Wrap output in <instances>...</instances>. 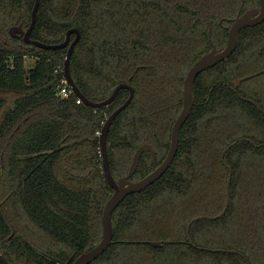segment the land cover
<instances>
[{"label":"trees","instance_id":"16d2710c","mask_svg":"<svg viewBox=\"0 0 264 264\" xmlns=\"http://www.w3.org/2000/svg\"><path fill=\"white\" fill-rule=\"evenodd\" d=\"M241 2L41 0L31 36L56 44L69 29L80 30L71 73L89 99L105 100L122 82L135 89L108 134L115 178L128 172L144 142L156 148L157 164L164 160L183 106L185 76L212 49L211 41L226 45ZM34 3L0 0V177L3 161L7 179L16 181L9 184L13 192L19 182L16 203L52 242L38 249L24 235L13 234L0 191V264H71L102 236L103 207L114 189L103 173L96 131L130 91L122 88L99 108L77 103L74 93L60 97L65 74L55 68L64 67L69 47L45 49L10 34L14 25H30ZM259 4L245 0L243 10ZM262 70L264 22L244 28L234 53L198 75L195 105L180 131L173 163L117 206L114 242L90 264H246L238 254L201 250L187 241L193 217L217 215L224 208L229 167L227 212L193 223L191 239L197 246L237 249L250 264H264V114L228 86L240 83L238 93L264 108V74L246 79ZM235 140L223 161V150ZM154 168L146 153L131 179ZM151 240L164 244L152 246Z\"/></svg>","mask_w":264,"mask_h":264},{"label":"water","instance_id":"95a60500","mask_svg":"<svg viewBox=\"0 0 264 264\" xmlns=\"http://www.w3.org/2000/svg\"><path fill=\"white\" fill-rule=\"evenodd\" d=\"M41 0H35L33 9H32V17H31V23L27 28H24L22 25H14L10 28V34L13 37H23L25 42L28 44H33L37 47L45 48V49H59L64 47H69L67 56L64 62V74L67 78L69 84L71 85L74 94L79 97L84 104L93 107V108H99L105 105H109L112 103L117 96L118 92L122 88H128L130 93L127 98V100L120 105L110 116H108L107 120L104 122L101 133L99 135V144H100V150H101V157H102V167H103V173L105 174V177L110 184V186L114 189L113 193L110 195V197L106 200L104 207H103V213H102V236L100 240L94 242L90 246H88L81 254H79L76 259L71 264H90L94 260H96L99 256H101L108 248L109 246L114 242V235H115V225L113 221V214L114 210L117 208V206L124 200V198L134 192H140L144 189H146L149 185L154 183L156 180H158L162 175L165 174V172L168 170V168L173 163L177 152L179 148V142H180V131L189 118V116L192 113L193 107L195 105V95H194V87L195 82L198 77V75L216 65L217 63L228 59L234 51L237 49L239 44V39L241 35V31L246 27H253L256 25H259L264 22V0H259V7H251L247 9L246 11L242 12L240 10L239 14L233 19V23L230 26L229 33H228V40L226 45L223 48H219L216 45H212V49L201 55L190 67L188 70L183 84V106L176 117L172 130H171V141H170V147L167 152L166 157L164 160L157 164V152L156 149L153 147V145L149 142H144L138 148L136 149L132 161L130 163L129 169L127 174L115 178L112 169H111V161H110V154H109V148H108V134L111 129V126L118 116V114L124 110L132 101L135 89L134 87L127 83L122 82L118 84L111 95L106 98L105 100L95 102L91 99H89L83 91L80 89L78 84L76 83L72 73H71V57L74 52L75 46L78 43L80 39V30L78 28H71L67 31L65 40L61 43L56 44H50L46 43L37 39L32 38L31 34L32 31L36 25L37 21V13L40 6ZM75 33L76 36L73 40H71V35ZM211 38V33L209 34ZM264 70L259 71L255 74H251L246 77L252 78L256 75H259L263 73ZM232 90H234L238 96L241 99L248 100L249 102L256 105V107L264 114V108L259 106L254 100L250 98H245L241 94L238 93L236 87H233L231 85H228ZM212 91V90H211ZM239 140H235L231 144H229L222 152V160L224 161L225 154L227 151L235 146ZM145 152H149L151 154V164L155 166V168L150 171L145 177L139 179V180H132L131 176L136 172L142 155ZM233 177V171L231 167H229V176L226 183V201L224 208L222 211L217 215H207L202 214L193 217L188 223L186 228V234H187V241L189 244L195 246L196 248H199L201 250H207V251H221V252H229L240 255L246 264H250L248 258L244 253L237 249H224V248H208L203 246H197L193 243L190 235L191 226L196 221L202 220V219H217L225 215L227 212L229 205H230V188H231V182ZM149 243L152 246H162L164 244V241L162 240H151Z\"/></svg>","mask_w":264,"mask_h":264},{"label":"rangeland","instance_id":"374dc122","mask_svg":"<svg viewBox=\"0 0 264 264\" xmlns=\"http://www.w3.org/2000/svg\"><path fill=\"white\" fill-rule=\"evenodd\" d=\"M27 68H31L34 65V59L33 58H27L26 60ZM264 74V73H262ZM259 74V75H262ZM257 75V76H259ZM263 76H261L262 79ZM1 159V158H0ZM2 160V159H1ZM71 161V160H69ZM1 179H0V191L2 193L1 198L5 203H7L5 206L6 216L8 220L15 226V232L13 234H22L24 237L30 241L36 248L41 249V247H44L48 245L50 242H52L49 238L46 237V235L37 227L33 225V223L27 218L25 214H23V210L20 205L16 203L15 193L18 189L19 182L16 183L17 187L15 191L13 192L12 188L9 186L10 183L15 184L16 181H11L7 179L6 177V167L5 164L2 161V168H1ZM14 179V178H13ZM10 201L12 203H10ZM9 204V206H8ZM18 205V207H17ZM22 210V211H21ZM22 212V213H21ZM17 228V229H16ZM16 264V262H15ZM19 264V263H18ZM20 264H27L26 262L21 261Z\"/></svg>","mask_w":264,"mask_h":264},{"label":"built area","instance_id":"2783aa9c","mask_svg":"<svg viewBox=\"0 0 264 264\" xmlns=\"http://www.w3.org/2000/svg\"><path fill=\"white\" fill-rule=\"evenodd\" d=\"M55 72L56 73H61L64 72V67H62L61 65H58L55 68ZM73 89L71 87V85L69 84L67 78L65 77V75L61 78L59 85H58V94L60 95V97L62 98H70V96L72 95ZM77 103H83V101L77 97ZM97 135H100L101 130H97L96 131ZM100 155H101V150H100Z\"/></svg>","mask_w":264,"mask_h":264},{"label":"flooded vegetation","instance_id":"af4514ba","mask_svg":"<svg viewBox=\"0 0 264 264\" xmlns=\"http://www.w3.org/2000/svg\"><path fill=\"white\" fill-rule=\"evenodd\" d=\"M244 4H245V0H242V2H241V5H240V7H239V10H238V12H237V15L239 14V12H240V10L242 11V12H244V11H246L247 9H249V8H251V7H259V5L258 6H250L249 8H247V9H245V10H243V8H244ZM236 15V16H237ZM235 16V17H236ZM234 17V18H235ZM225 19H227V17H223L222 19H221V23L223 22V20H225ZM211 33V32H210ZM210 37V36H209ZM210 40H211V38H210ZM211 43H212V45L214 44L212 41H211ZM215 45V44H214ZM238 85H240V83H237V84H235V86H233V87H236V86H238ZM211 90H213V88L211 89ZM212 92V91H211ZM154 147V146H153ZM155 148V147H154ZM156 149V148H155ZM156 152H157V150H156ZM146 153H148L149 155H150V167H152V166H154L153 164H151V154L149 153V152H145L144 154H146ZM143 154V155H144ZM142 155V156H143ZM141 159H142V157H141ZM157 160H158V152H157ZM141 161V160H140ZM130 166V165H129ZM129 169V168H128ZM138 169V168H137ZM127 174V173H126ZM134 175V174H133ZM132 175V176H133ZM131 176V177H132Z\"/></svg>","mask_w":264,"mask_h":264}]
</instances>
